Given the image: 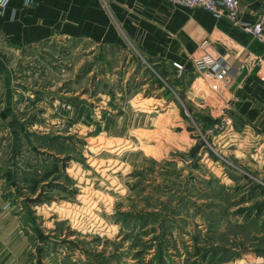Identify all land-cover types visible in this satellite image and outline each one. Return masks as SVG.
Here are the masks:
<instances>
[{
	"label": "rangeland",
	"instance_id": "1",
	"mask_svg": "<svg viewBox=\"0 0 264 264\" xmlns=\"http://www.w3.org/2000/svg\"><path fill=\"white\" fill-rule=\"evenodd\" d=\"M93 46L0 37L25 264H264V140L227 127L210 77L140 56L148 89L121 85Z\"/></svg>",
	"mask_w": 264,
	"mask_h": 264
},
{
	"label": "crops",
	"instance_id": "2",
	"mask_svg": "<svg viewBox=\"0 0 264 264\" xmlns=\"http://www.w3.org/2000/svg\"><path fill=\"white\" fill-rule=\"evenodd\" d=\"M261 13L264 0H240L239 18L244 23H254ZM0 37L19 47L55 40L90 43L94 45L91 54L117 55V64L110 67L112 75L106 71L110 81L121 79L122 85L145 75L144 91L152 76L142 67L140 56L161 72L172 69L176 73L173 63L181 64L184 75L180 80L186 81L192 74V87L202 77L194 71V59L203 55L223 58L230 67L229 77L212 95L228 105V114L241 134L264 140V67L256 65L258 59L264 64V44L226 20L213 19L205 10L174 9L166 0H8L0 7ZM207 102L201 96L200 108ZM218 106L214 105L216 109ZM2 145L0 264H25V236L17 220L22 213L8 204L9 193L11 200L14 195L21 200L19 183L12 179L20 170L18 164L5 159L10 148L5 141Z\"/></svg>",
	"mask_w": 264,
	"mask_h": 264
},
{
	"label": "built area",
	"instance_id": "3",
	"mask_svg": "<svg viewBox=\"0 0 264 264\" xmlns=\"http://www.w3.org/2000/svg\"><path fill=\"white\" fill-rule=\"evenodd\" d=\"M174 9H202L208 12L215 20H226L232 26L239 28L243 32L250 34L258 42L264 44V13L259 14L254 23H244L239 18L240 0H166ZM8 0H0V7L6 6ZM256 65L264 67L261 59ZM177 73H181L183 66L177 62L173 63ZM193 68L202 77H210L213 83L210 86L217 90L221 84L227 82L230 67L223 58H214L210 55H203L193 61ZM222 118L227 127L233 125L231 116L228 114L229 107L224 104L218 106Z\"/></svg>",
	"mask_w": 264,
	"mask_h": 264
},
{
	"label": "trees",
	"instance_id": "4",
	"mask_svg": "<svg viewBox=\"0 0 264 264\" xmlns=\"http://www.w3.org/2000/svg\"><path fill=\"white\" fill-rule=\"evenodd\" d=\"M211 255H212V254H211ZM197 256H198V251H197V253L195 254L194 257H197ZM209 257H210V256L208 255V256H207V259H208ZM205 260H206V257H205ZM192 264H198V262L196 263L195 261H193Z\"/></svg>",
	"mask_w": 264,
	"mask_h": 264
}]
</instances>
